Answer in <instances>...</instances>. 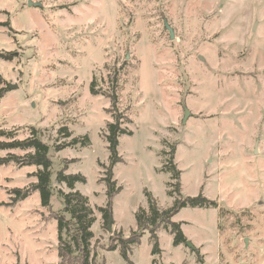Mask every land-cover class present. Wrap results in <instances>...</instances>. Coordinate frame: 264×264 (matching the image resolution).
I'll return each mask as SVG.
<instances>
[{
    "label": "rangeland",
    "instance_id": "1",
    "mask_svg": "<svg viewBox=\"0 0 264 264\" xmlns=\"http://www.w3.org/2000/svg\"><path fill=\"white\" fill-rule=\"evenodd\" d=\"M0 53L15 54L0 58V88L9 89L0 132L13 133L0 142L35 130L49 146L55 187L50 211L39 192L13 202L39 168L0 165V264H60L53 215L62 210L57 191H71L57 184L64 168L86 178L74 191L95 217L97 264H264V0H0ZM109 96L132 133L119 137L112 232L99 211L115 122ZM85 137L89 146L55 151ZM171 145L182 196L217 207L182 209L173 222L186 243L175 246L162 226L159 253L145 231L127 262L109 250L112 237L138 230L137 213L150 214L147 194L160 212L178 199L162 170ZM28 153L0 149V158Z\"/></svg>",
    "mask_w": 264,
    "mask_h": 264
},
{
    "label": "trees",
    "instance_id": "2",
    "mask_svg": "<svg viewBox=\"0 0 264 264\" xmlns=\"http://www.w3.org/2000/svg\"><path fill=\"white\" fill-rule=\"evenodd\" d=\"M15 57L14 53H0V58L7 61H11ZM3 80L0 78V85ZM9 92L8 88H0V101ZM93 95H96L95 89L92 87ZM113 100L110 113L114 114L115 122L108 124V133L105 135V139L108 142V150L110 153V164L106 168V177L103 179L106 185L107 204L106 208H99V211L104 213L105 218L109 221L113 213V198L119 194L120 188H116L117 182L114 180L113 170L114 167L122 162V159L118 153L119 137L121 135H132L130 131L123 127L124 116L117 112V99L115 96H109ZM60 137L69 139L71 134L66 128L59 130ZM12 138L11 132H0V137ZM89 146V138L73 139L70 143L58 144L55 147V151L59 152L70 146ZM0 149L2 150H21V151H33L34 153H28L24 156H8L6 158H0L1 166H9L14 163L18 167L36 166L38 171L32 174V177L37 179V183L32 184L30 188L26 190L15 189L12 191L14 197L13 202H20L26 200L34 192H39L41 195L42 207L51 210V199L55 192V187L52 186V167L53 163L49 157V146L45 144L34 130V134L23 141H11L0 142ZM167 156L164 160L163 171L170 173L171 182L168 183L169 194L171 196H177L174 206L170 209L160 212L154 202L151 194L149 200L151 203L150 214L145 211L137 213V228L136 232H133L130 237L122 238L115 237L111 239L110 251H116L120 249V252L125 259L129 262L128 253L133 245L140 243L145 231L150 233L151 239L155 242L154 252L159 253L157 232L162 226L169 229L171 235L174 236V245L179 246L186 243V238L181 230V226L173 222V218L177 216L184 208H200L211 209L216 208L217 204L203 196L195 198H184L181 194V175L182 172L177 168L175 164L176 147L170 146L169 152H164ZM66 168L59 171L57 174V184H65L69 190V193H64L62 190H58L57 193L62 201V210L54 214V220L57 221L58 227V245L57 251L60 259V264H97L96 256L91 250V240L94 235L91 228L95 222L92 209L88 206V200L79 192H75V185L77 183H85L86 178L82 175H68L65 173ZM174 188V189H173ZM118 238H120L118 240Z\"/></svg>",
    "mask_w": 264,
    "mask_h": 264
},
{
    "label": "water",
    "instance_id": "3",
    "mask_svg": "<svg viewBox=\"0 0 264 264\" xmlns=\"http://www.w3.org/2000/svg\"><path fill=\"white\" fill-rule=\"evenodd\" d=\"M29 6H34V7H37L39 6V4H35V3H32V2H29ZM112 218L110 217L109 221H108V229L110 232H112ZM187 245L190 247V248H193V245L190 243V242H187Z\"/></svg>",
    "mask_w": 264,
    "mask_h": 264
}]
</instances>
